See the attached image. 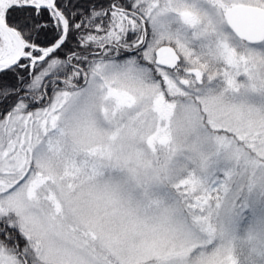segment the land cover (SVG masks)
Instances as JSON below:
<instances>
[{"label":"snow or ice","instance_id":"1","mask_svg":"<svg viewBox=\"0 0 264 264\" xmlns=\"http://www.w3.org/2000/svg\"><path fill=\"white\" fill-rule=\"evenodd\" d=\"M0 264H264V0H0Z\"/></svg>","mask_w":264,"mask_h":264}]
</instances>
